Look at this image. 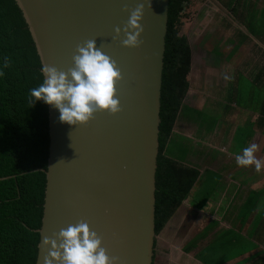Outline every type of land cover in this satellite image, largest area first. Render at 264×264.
Wrapping results in <instances>:
<instances>
[{"label": "water", "instance_id": "95a60500", "mask_svg": "<svg viewBox=\"0 0 264 264\" xmlns=\"http://www.w3.org/2000/svg\"><path fill=\"white\" fill-rule=\"evenodd\" d=\"M42 65L67 71L77 45L95 40L115 61L120 111L83 124L48 107V156L34 264L44 237L84 221L116 264H151L160 87L168 0H15ZM142 5L138 47H124L129 12ZM121 32L116 36L114 29Z\"/></svg>", "mask_w": 264, "mask_h": 264}, {"label": "crops", "instance_id": "0c3cea01", "mask_svg": "<svg viewBox=\"0 0 264 264\" xmlns=\"http://www.w3.org/2000/svg\"><path fill=\"white\" fill-rule=\"evenodd\" d=\"M206 1L210 3L202 8L206 14L197 23L209 27L203 35L201 29L186 32L191 51L188 88L166 146L169 154L195 167L199 175L187 197L155 234L153 254L157 253L162 264H206L202 260L210 264H264V112L261 111L264 98L252 109L245 104L237 105L235 74L227 77L222 86L216 74L223 61L220 45L225 49L232 46L237 30L245 32L244 37L230 51L232 56L227 64L245 60L246 54L253 51V43H261L257 49L261 53L264 40H249L252 32L234 15L235 21L230 8L219 0ZM218 6L223 9L220 13ZM214 43L216 55L211 51ZM196 55H204L206 61L195 63ZM197 70L202 72L200 79ZM254 74L259 75L252 73L251 83L264 88V80L253 77ZM226 85L228 93L223 94ZM250 143L257 145L254 155L261 161L259 172L251 165L237 166L235 162V155ZM211 180L212 186L208 184ZM199 186L204 188L201 195V190L197 191Z\"/></svg>", "mask_w": 264, "mask_h": 264}, {"label": "trees", "instance_id": "16d2710c", "mask_svg": "<svg viewBox=\"0 0 264 264\" xmlns=\"http://www.w3.org/2000/svg\"><path fill=\"white\" fill-rule=\"evenodd\" d=\"M189 2L168 0L167 6L155 170V234L187 197L199 175L195 167L166 151L188 88L191 51L186 30L196 9ZM4 57L9 64L0 66V264H34L45 186L42 169L48 156V107L39 100L29 103V89L38 86L43 76L34 41L15 0H0V65ZM151 264L162 263L153 254Z\"/></svg>", "mask_w": 264, "mask_h": 264}, {"label": "clouds", "instance_id": "9594fccd", "mask_svg": "<svg viewBox=\"0 0 264 264\" xmlns=\"http://www.w3.org/2000/svg\"><path fill=\"white\" fill-rule=\"evenodd\" d=\"M142 10V5L138 4L129 12L124 38L120 41L122 46H139ZM114 32L119 36L121 29L116 28ZM8 64V58L4 57L0 66ZM41 73L42 82L29 89V103L32 105L39 100L52 106L58 111L60 122L83 124L97 111L107 110L109 114L120 111L115 96V82L121 79L120 71L115 61L96 46L95 40L77 45L72 66L66 72L42 65ZM256 151L255 143L241 149L235 155L237 166L251 165L259 172L261 161L255 157ZM42 243L48 249L44 264H116L115 258H110L101 246L100 237L84 221L61 228L55 238L44 237Z\"/></svg>", "mask_w": 264, "mask_h": 264}, {"label": "rangeland", "instance_id": "374dc122", "mask_svg": "<svg viewBox=\"0 0 264 264\" xmlns=\"http://www.w3.org/2000/svg\"><path fill=\"white\" fill-rule=\"evenodd\" d=\"M237 1L241 2V4H238ZM219 2H221L222 4H224L225 6L230 8L229 13L233 15L235 21L237 19H241V21L243 22L245 27L252 32L249 40H251L252 38H257L259 41L264 40V38L262 39V37L264 36V0H219ZM190 3H191V6L196 5V9H195V13L193 14L192 18L190 19L191 22L189 21V23H188L189 26H188L186 32L190 33L192 30L198 31L199 29H201V31H202L201 35H203L205 30L209 26L204 25V23L202 25H200L197 22L201 16H205L206 13L203 12L204 9H202V8H204L205 4H207L208 2L206 0H190L189 5H190ZM208 4H210V3H208ZM209 8H211V5H209ZM221 10H223V9L218 6L217 12L220 13ZM234 15L239 17V18L236 19V17ZM227 16L230 17L229 15H227ZM181 20L182 21L185 20V17L183 15L181 17ZM235 21H232L230 23L231 24L233 23L236 27ZM193 22H195L194 25H193ZM212 22H214V20ZM192 25H193V27H192ZM235 33H236V35L233 38L232 46L225 49L224 47H222V45H220V47L223 49V53H222L223 61L221 63H219V66H222V67H220L219 69L216 70V72H217L216 74H217V77L219 79L218 82L220 83V86L225 84V79H227V77H229L231 74H235L236 80L234 81V84L237 86V94H238V98L235 99V102L237 105H241V104L246 103L247 109L248 108L252 109L250 107H253L257 101H260L264 97V88L263 87L262 88L256 87L254 84L251 83L250 78H249L252 73L258 72L259 75L254 74L253 77H255V76L258 78L260 77V78H262V80H264V63L262 62L263 57H264V50L260 49L261 53L257 52V49L259 48L261 43H259V42H257L256 44L253 43L252 44V50L253 51L250 55H249V53L246 54L247 58L245 60L234 61V62L231 61L227 64V60L229 58H231V56H232V54L230 55V51H233L236 49L238 43L240 42L242 37H244L243 33H245V32H243L241 29H239ZM208 41H209V39H208ZM213 46H216V43L211 45V47H213ZM218 46H219V44L217 45V47ZM245 46H249V45L247 44ZM211 51L214 52L212 55L217 54L216 53L217 52L216 47H213L211 49ZM256 53L258 55H256ZM236 55L237 54H235L234 56L236 57ZM240 56L241 55L238 54V58ZM258 58H259V60H258ZM208 60H209V58H207V61ZM203 61H206V58L204 55H199V56L196 55L194 58V62L197 64L200 62L202 63ZM195 73L200 76V77L197 76L198 79L202 78L201 77L202 76L201 71L197 70V71H195ZM239 74H240V76H239ZM228 87H229V85H226V87L224 88L226 92L224 91L223 94L228 93V91L226 89ZM214 96L218 97V95H216L215 93H214ZM253 101H255V103ZM234 113H236V110L234 111ZM244 126L245 125L243 124V127ZM238 132H240L241 135H243V136L246 134L245 131L244 132L238 131ZM221 139L223 141H225L224 137H222ZM254 141H256V138L254 139ZM219 152H221V151H219ZM219 157L222 158L223 156H219ZM208 184L210 186H212L213 180H211V182ZM199 190H201V192H200V195H201L204 191V188H202V186H201L200 188H198L197 191H199ZM210 191H211V189H210ZM195 197L197 199V195ZM155 250H156V245H155ZM154 256H155L156 260L162 262L157 257V253Z\"/></svg>", "mask_w": 264, "mask_h": 264}]
</instances>
